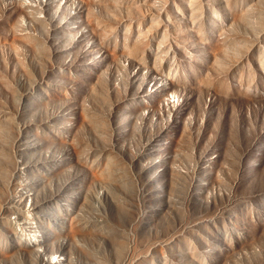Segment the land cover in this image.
Returning <instances> with one entry per match:
<instances>
[{"label":"rangeland","instance_id":"1","mask_svg":"<svg viewBox=\"0 0 264 264\" xmlns=\"http://www.w3.org/2000/svg\"><path fill=\"white\" fill-rule=\"evenodd\" d=\"M0 264H264V0H0Z\"/></svg>","mask_w":264,"mask_h":264},{"label":"bare ground","instance_id":"2","mask_svg":"<svg viewBox=\"0 0 264 264\" xmlns=\"http://www.w3.org/2000/svg\"><path fill=\"white\" fill-rule=\"evenodd\" d=\"M38 211H39V209H38ZM40 227H41V226H40ZM30 241H31V242H33V239H32V238H30Z\"/></svg>","mask_w":264,"mask_h":264}]
</instances>
